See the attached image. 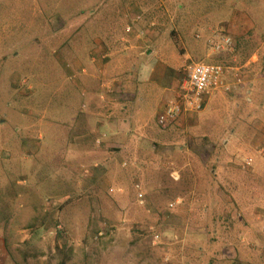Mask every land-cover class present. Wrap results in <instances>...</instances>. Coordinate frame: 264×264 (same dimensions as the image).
<instances>
[{
  "label": "rangeland",
  "instance_id": "1",
  "mask_svg": "<svg viewBox=\"0 0 264 264\" xmlns=\"http://www.w3.org/2000/svg\"><path fill=\"white\" fill-rule=\"evenodd\" d=\"M100 9L113 19L95 21ZM214 32L232 47L211 53ZM151 59L166 83L203 61L258 87L213 89L193 130L161 128L151 110L146 149L107 165L82 138V95L107 108L128 63ZM260 73L264 0H0V264H264Z\"/></svg>",
  "mask_w": 264,
  "mask_h": 264
},
{
  "label": "crops",
  "instance_id": "2",
  "mask_svg": "<svg viewBox=\"0 0 264 264\" xmlns=\"http://www.w3.org/2000/svg\"><path fill=\"white\" fill-rule=\"evenodd\" d=\"M127 8L126 9L124 8L122 11L123 19L125 17L126 12H128V10L130 9L128 8L127 10ZM106 12L108 13V16H105ZM107 18L109 20L113 19L110 10L107 11L105 9H103V11L101 9L98 10L94 16L95 21H102ZM135 24H136L135 26L138 27L141 26L142 22ZM157 34L158 33H156V35L153 37L155 38V40L153 38L150 40L149 38L146 39V41L150 40L151 44H154L157 38ZM138 41L139 42L137 43L138 44L137 46L130 45V47L128 46L125 47L128 50L127 53L129 52L130 49L140 50L139 48L141 47L143 41L142 40H138ZM99 49L100 48H97V50ZM107 63L108 62L105 63L106 68L112 66V62L108 64ZM128 64H129L127 66L128 71L125 72L123 78L121 77V80L119 81L121 83V87L120 86L119 87L122 89L123 92L121 94L118 93L119 96H113V98L108 97L109 94H107L108 96L106 98L105 97L101 98L103 100L107 99L105 104H107L108 106L107 108H103V110L101 111H98L97 108H93L94 104L90 100L91 94L90 91H88L89 90L87 87L88 84L87 85L84 84L87 87L86 89L87 92H84L82 95L83 97L82 110H80L81 112H79V117H81L84 122V125L82 127V132H83L82 138L84 140L93 141L94 144L92 142L91 143L95 145L97 148L99 149L102 148L103 150H106L108 154V160L110 158V160L106 163L107 165L108 163L110 165L114 164L115 162L114 160H117L118 158H120L121 160L124 159L125 157H126L125 159H127V157L137 158V156L141 154L140 150L146 149L147 146L143 142L138 141L137 137L138 135L142 134V130H145L143 128L148 127L147 124L152 114L151 110L156 109L157 111L156 113L154 112V114L155 116H157V114H159L160 110L167 103V101L174 96L179 86V83L182 80L180 79L179 81L172 84L166 83L165 81L163 82V80L166 77L165 74L166 69H164L165 64L162 62H157L153 59L147 61H141V62L132 61ZM94 65L95 64L93 63V66ZM237 74H238L237 71L231 72L228 69L227 75L225 76V82L227 85L230 86V90L227 92H231L232 88L233 91L236 90L238 92H241L243 91L242 89L245 88L243 86L244 84L253 87H258L257 83H255L256 85L253 83V81L258 79L254 80V78L250 74L247 73L243 76L249 79H244L242 77V74L241 77L238 78L235 76ZM260 74H264V73H260ZM234 76L236 77V79ZM158 83L160 85H158ZM88 101L89 103H91V105L89 106V108L91 107V109L89 108L86 109V105H88L87 104ZM144 104L147 105L148 107L150 105V109L148 110L146 116L143 115L145 112ZM196 120L197 119H195L194 115L183 116L177 121L173 122L168 127V130L172 128H182L184 125L186 126V128L188 126L193 130L195 129L194 127L198 124ZM93 138L96 139L93 140ZM97 139L106 140L104 142L105 147L104 145L103 147L100 146L98 147L97 146L98 143L96 142ZM159 144L160 142L154 141L149 147L154 149L155 152L158 154H164L165 153L164 151L166 150L167 147L166 146L161 147ZM190 148L191 147L189 146V149L187 147L182 148L181 150L179 149L177 155L179 154L185 156L187 154L188 157L190 158L191 153L190 151H188L190 150ZM210 148L212 149L211 153H213L214 152L213 149H215V147L210 146ZM131 150L133 151L132 153H130ZM175 150L174 152H169V155L174 156L176 153ZM178 160L179 158L177 156V161ZM177 165L180 164L177 163Z\"/></svg>",
  "mask_w": 264,
  "mask_h": 264
},
{
  "label": "built area",
  "instance_id": "3",
  "mask_svg": "<svg viewBox=\"0 0 264 264\" xmlns=\"http://www.w3.org/2000/svg\"><path fill=\"white\" fill-rule=\"evenodd\" d=\"M128 30L131 31V28L129 27ZM209 43L211 52H222L230 49L233 42L230 36L214 32ZM184 72L185 76L179 83L174 96L167 101L158 114L157 122L161 128H168L181 117L201 111L213 89L221 87L226 91L230 90V86L225 82L228 67L220 63L192 62L184 67ZM81 73H87V69L82 68ZM100 141V139L96 140L97 143ZM250 161L251 159H248L247 163ZM157 238H159L158 235L155 236V239Z\"/></svg>",
  "mask_w": 264,
  "mask_h": 264
},
{
  "label": "trees",
  "instance_id": "4",
  "mask_svg": "<svg viewBox=\"0 0 264 264\" xmlns=\"http://www.w3.org/2000/svg\"><path fill=\"white\" fill-rule=\"evenodd\" d=\"M238 40H239V39H238ZM237 45L239 46V44H237ZM214 165H215V164H214ZM215 166H216V165H215ZM213 169H214V168H213ZM36 229H41V230H42V229H43V226L40 225V226H38ZM39 231H40V230H39ZM233 261H234V260H233ZM191 263H192V264H197V263H195V262H191Z\"/></svg>",
  "mask_w": 264,
  "mask_h": 264
}]
</instances>
